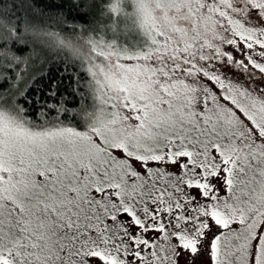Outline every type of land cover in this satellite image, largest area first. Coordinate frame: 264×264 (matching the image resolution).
I'll list each match as a JSON object with an SVG mask.
<instances>
[{
	"label": "snow or ice",
	"instance_id": "6c2138e0",
	"mask_svg": "<svg viewBox=\"0 0 264 264\" xmlns=\"http://www.w3.org/2000/svg\"><path fill=\"white\" fill-rule=\"evenodd\" d=\"M131 3L135 52L0 0V264H264V0Z\"/></svg>",
	"mask_w": 264,
	"mask_h": 264
},
{
	"label": "trees",
	"instance_id": "16d2710c",
	"mask_svg": "<svg viewBox=\"0 0 264 264\" xmlns=\"http://www.w3.org/2000/svg\"><path fill=\"white\" fill-rule=\"evenodd\" d=\"M91 3L89 9L84 0H81V4L77 7L80 11L77 12L73 8L72 3L59 4L54 3V0H47V7L53 12L57 8L62 9L66 14H69V23L63 25L65 31H61L58 22L49 20L48 30L57 34L59 39L63 40L65 36H68V41L76 44L80 40L93 39L99 42L103 40L106 43H114L118 48H128L133 52L138 50L144 45L145 41H137L134 35H131V29L136 25V19L133 15L134 8L131 5L130 0H88ZM75 3V0H73ZM111 27V28H110ZM114 28V30L112 29ZM75 30V37L69 33ZM86 29H96V31H87L86 35H82ZM133 34V33H132ZM50 56L53 60H60L61 58H72L71 50L68 48L53 47L50 51ZM24 66L22 65V69ZM49 71L53 74L56 73V67L49 68ZM67 123V122H66Z\"/></svg>",
	"mask_w": 264,
	"mask_h": 264
},
{
	"label": "rangeland",
	"instance_id": "374dc122",
	"mask_svg": "<svg viewBox=\"0 0 264 264\" xmlns=\"http://www.w3.org/2000/svg\"><path fill=\"white\" fill-rule=\"evenodd\" d=\"M130 2H131V0H130ZM131 5H132V3H131ZM132 7L134 8V6L132 5ZM111 28V27H110ZM112 29L114 30V28L112 27ZM132 31H131V35L133 36L134 35V38L136 39V42H133V44L135 43H137V41H140V40H142V41H146V37H144L143 36V34H142V31L139 29V28H136V25L134 26V28L133 29H131ZM133 33V34H132ZM135 51H137V50H134L133 52H135ZM78 130H80V129H78Z\"/></svg>",
	"mask_w": 264,
	"mask_h": 264
}]
</instances>
